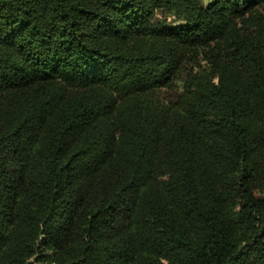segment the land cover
I'll return each mask as SVG.
<instances>
[{
	"label": "trees",
	"instance_id": "1",
	"mask_svg": "<svg viewBox=\"0 0 264 264\" xmlns=\"http://www.w3.org/2000/svg\"><path fill=\"white\" fill-rule=\"evenodd\" d=\"M0 264H264V0H0Z\"/></svg>",
	"mask_w": 264,
	"mask_h": 264
},
{
	"label": "rangeland",
	"instance_id": "2",
	"mask_svg": "<svg viewBox=\"0 0 264 264\" xmlns=\"http://www.w3.org/2000/svg\"><path fill=\"white\" fill-rule=\"evenodd\" d=\"M156 18L165 20L167 23L173 22L172 16H164L159 12L156 13ZM176 90H177L176 88H175V90H170V91L169 90H162V96L164 98H169L176 92Z\"/></svg>",
	"mask_w": 264,
	"mask_h": 264
}]
</instances>
